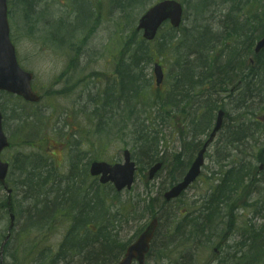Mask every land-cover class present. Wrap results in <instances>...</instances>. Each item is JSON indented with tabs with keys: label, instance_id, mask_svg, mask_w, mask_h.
<instances>
[{
	"label": "rangeland",
	"instance_id": "rangeland-1",
	"mask_svg": "<svg viewBox=\"0 0 264 264\" xmlns=\"http://www.w3.org/2000/svg\"><path fill=\"white\" fill-rule=\"evenodd\" d=\"M159 1L162 0H7L9 36L18 64L33 74L32 89L41 100L37 104H27L13 95L0 93L2 128L9 141L1 159L9 164L6 182L12 189L8 211L7 193L0 186V247L10 224L9 213L15 216L10 238L3 246L2 264H49L62 251L65 236L73 224V215L76 217L80 205L87 203L82 200L84 198H88V218L92 220L87 224L88 230L89 226L100 230L108 220L109 229L118 232L119 246L127 245L150 221L144 210L148 200H161L163 193L192 162L195 152L185 157L187 150L191 149L188 143L206 139L208 131L193 140L185 125L173 119L174 116L156 115L150 108L147 97H153L152 93H155L153 65H161L165 74L163 91H168L173 82L178 83L180 68L176 62L184 53L182 45L175 47V41H170L169 36L180 38L183 32L190 35L189 30L197 28V32L190 35L196 37L195 34L204 27L210 28L206 38L214 44L209 59L204 55L203 62L208 65V61L214 60L217 66L223 65L227 60L225 55L234 43V38L227 37V31L230 33L232 26L239 28L241 21L256 11H264V0H211L206 6L201 0H176L184 9L176 36L167 32L169 26L166 24L154 42L146 44L135 27L141 15ZM200 5L201 8L197 9ZM232 6L240 13L232 14L230 27L223 26L221 21L225 20ZM261 26L252 31V46L247 55L240 58L242 63L251 56L254 44L264 33V17ZM101 33L103 36L99 37ZM182 40L185 44L186 38ZM166 41L168 43L161 50L160 44ZM148 53L150 61L145 59ZM261 59L264 64V54L257 64ZM124 67L130 70V74L141 78L136 84L143 86L140 94L145 97L142 103L139 94L128 102L123 100V87L120 89L119 84L122 74L128 71ZM259 67L252 70L254 77L250 76V68L245 66L234 68L230 77L233 81L258 78ZM259 74L262 76L263 71ZM128 83L131 85V80ZM147 83H150L149 89H145ZM221 89L219 86L214 88L213 95H217L212 96L213 107L217 106V100L219 107L214 112L210 110L209 128L213 127L219 109L227 114L223 128L207 151L200 177L180 200L171 204V208L175 212L178 209L179 213L187 211L190 218L198 215L209 190L217 183L220 167L238 159L242 158L239 164H250L252 181H246L236 190L231 202L222 210L226 224H220L221 215L213 220L209 243L201 239L197 245L188 243L180 247L179 243H174L164 249L174 224L162 218L152 255L146 264H179L182 257L191 259L192 264L258 263L256 260L246 263L242 255L246 250H240V247L241 235L248 226L257 228L264 223V171L258 172L259 165L264 164V155L260 157L261 150L264 153V90L259 94L254 91V97L248 99L245 107L238 109L234 105L236 101ZM196 91L201 90L196 88L192 94H197ZM201 100L202 96L196 97L194 102ZM244 118L250 124L246 132L255 139L250 143L243 140L236 151L228 142L234 127L238 123L244 126ZM143 119V126L159 139L157 152L151 148L150 154L163 162V169L150 182H146L150 163H146L140 152L143 143L137 137L139 129L148 134L137 123ZM254 128L259 129L258 134ZM149 136L156 140V136L150 133ZM255 148L262 149L254 151ZM124 150L131 153L139 172L130 191L116 194L110 186L101 187L90 178L88 167L94 161L122 163ZM173 162L182 164L179 173L173 171ZM31 173L40 181H46L35 197L21 185ZM97 185L98 198L103 202L91 210V198L81 192L93 194ZM53 199H57V208L51 219L45 226L40 221L37 227H32V219L45 207L43 203ZM155 209L160 211L158 202ZM172 220L176 222L178 215H172ZM45 248L50 250L47 259L36 262L34 254ZM214 248L218 250L217 256ZM71 253H66L63 264H85L84 253H74L71 259H67ZM258 264H264V258Z\"/></svg>",
	"mask_w": 264,
	"mask_h": 264
},
{
	"label": "trees",
	"instance_id": "trees-1",
	"mask_svg": "<svg viewBox=\"0 0 264 264\" xmlns=\"http://www.w3.org/2000/svg\"><path fill=\"white\" fill-rule=\"evenodd\" d=\"M228 1L231 2L232 0ZM200 2L206 6L210 4L211 0H201ZM199 8H201V5L197 6V9ZM230 11H234V9L232 8ZM254 19H256V16H253L252 20ZM223 23L224 22H222V25ZM224 25H228V23L225 22ZM250 29L251 28L231 29L230 34L235 36V43L232 45V49L227 56V60L223 65H218L219 67L215 64L214 60L211 62L208 61V65L203 62L204 55H206V58L209 59V54L213 51L211 45H213L214 42L210 38H206L207 35H205L204 38H200L198 36L190 37V35L195 33V29L192 31L189 30L190 35H187L185 44L183 40L180 42L182 45L181 48L184 49V53L180 55L179 60L176 62V66L178 65L180 68L178 83L173 82L172 85L174 86H172L168 92L163 93V91H159L153 97L149 98L153 109H155L154 111L157 113L167 114L171 117L174 116L173 119H176L177 122H183L185 127L188 128V131H191L193 134V138H195L197 135H204L209 129L211 117L210 110L214 109V101L211 97L214 92V88L218 86L222 87L221 90L224 89L223 91L228 93V97L236 101L234 105L238 109L246 106L248 99L254 97V91L258 94L262 93L264 90V64L262 59L259 64L256 62L254 66H250L251 77H254L252 70L258 67V65H260V72L263 71L262 76L259 74L260 72H257L258 74L256 76L258 78L245 77L244 79L239 78L240 80L235 79L236 81H233L230 77V73L234 68L239 67L242 69V66H246L245 63L240 61V58L243 57L250 48L243 46L247 44L243 41H247V36L252 35V33H243L242 30H248L249 32ZM169 33L172 34V31H169ZM169 38L170 41L173 40V37L169 36ZM183 38H185V35ZM239 38H243V40H241V43L243 42L242 44L239 42ZM167 43L168 41L164 44H160L161 50L164 49L163 46ZM150 57L151 56L148 53L145 59L150 61ZM198 68L200 69V72H196V69ZM129 71L130 70L128 69L127 73L123 74L122 78L121 87H123V100L128 102L131 98H134L135 96L137 97L138 94V99L142 100L145 97L140 94L143 86H137L134 84L137 80H141V78L136 77L132 72L130 74ZM248 78L250 81L247 80ZM128 80H131V85L128 83ZM124 84L126 85V90H124ZM252 86L255 87V89ZM196 88H199L201 91H196L197 94H192ZM145 89L148 88L145 87ZM201 96V101L194 102L196 97ZM261 96L262 94L260 97ZM138 123L141 124V121H138ZM141 126L142 129H144V132L148 134H144L141 129L138 130L137 137L140 138L139 141L143 143L140 152L144 154L143 157L145 158L147 164H154L159 160L156 159V155L153 157L150 154V149L153 148V151L157 152L159 139L155 133H151L148 128L143 126V124H141ZM257 129L258 128L255 129V132H258L259 129ZM246 131L248 130L245 127H235V131L231 134V140L228 142L229 147L237 150L238 145L243 140L247 139V141H249L251 134ZM149 133L150 135L156 136L155 141L154 138L150 139ZM261 149L262 148H255L254 151ZM262 153L263 151L261 150V154ZM240 161L241 160L235 161L234 165L220 167L222 170L219 172L220 177L217 180L218 183L211 188V194L203 202L198 215L192 217L191 219H188L187 216L182 218L180 221L175 222L169 240H166V246L163 245L164 249L174 243H179L180 247L183 244L185 245L188 243L197 245L201 239H204L206 243H209V233L211 232V226L214 222L213 220H215V218L217 220V218L221 215L222 219L220 224H226L223 220L224 214L222 213V210L227 207L229 202H231L232 195L236 190L242 188L246 181H252L250 164H239ZM34 178H36L35 181ZM45 182V179L40 181L38 176L31 173L21 182V185L28 188L35 197L36 194H40L39 189L45 185ZM98 191L99 186H97V189L93 194H89L86 191L81 192L91 198V210L95 209L98 205L100 206L103 202L102 198H98ZM82 200L87 201V203L84 204L85 206L80 205L81 210L76 214V217L73 215V224L70 226L68 234L65 236L62 247L63 249L50 260L49 264H63L67 252H72L67 259H71L74 253H84L83 257L85 264H114L124 252L126 245L119 246L117 242L118 232L113 228L109 229L108 220V224L101 227L100 230L96 227L91 228L90 230L85 229V225L91 223L92 220L90 218H86V207L89 206L88 198H84ZM56 201L53 199L50 201L47 200L43 203L45 207L42 208L39 211V214L32 219L34 222L31 224L32 227H37V223H40V221H42L41 224L44 226L47 224V220L51 219L52 213L57 208ZM156 201L159 203V212L155 209ZM165 207L166 203L162 200L151 199L146 203L145 211L150 213L151 217L158 215L160 221H162L161 218H163V216L170 217L169 215L164 214ZM75 212L76 211H74V214ZM241 240L242 244L240 250H246L245 254L242 253L244 259L246 260L245 262L250 263L256 260L259 263V260L264 258V223L257 228L248 226V229H246L244 234L241 235ZM154 243L155 239L152 242L149 256L152 255ZM49 253L50 250L47 248L36 252V254H34L36 256L35 261L42 263L47 259V255ZM179 264L192 263L191 259L186 260L182 257L180 258Z\"/></svg>",
	"mask_w": 264,
	"mask_h": 264
},
{
	"label": "water",
	"instance_id": "water-1",
	"mask_svg": "<svg viewBox=\"0 0 264 264\" xmlns=\"http://www.w3.org/2000/svg\"><path fill=\"white\" fill-rule=\"evenodd\" d=\"M182 9L179 4L173 1H164L152 7L139 21L138 29H143V36L147 40H152L159 26L166 20H170L173 27H177L180 23ZM264 48V38L261 39L256 47L255 53H259ZM154 74L156 83L159 85L162 80V72L159 66H155ZM32 75L23 72L17 65L14 48L11 45L8 37V25L6 21V0H0V90L21 96L25 101L37 102L38 97L32 92L30 81ZM223 113L219 112L213 132L210 134L208 141L199 151L195 161L186 173L182 182L173 187L170 191L164 194L166 201L177 198L200 174V168L203 164V154L208 144L212 141L215 134L219 131L222 125ZM8 146L6 137L2 132L1 114H0V153ZM124 165L110 166L106 163H92L90 167L91 176H99V182L106 184L111 182L117 191L124 188L130 189L133 183L134 164L130 162L128 152L124 153ZM161 164L154 165L148 173V180H151L154 174L160 169ZM8 164L3 163L0 159V184L4 186L8 194L11 192L5 186V178L7 175ZM13 215H10L12 225ZM157 228V220L154 219L141 233L138 239L130 245L118 264H132L136 261L137 264H144L145 256L149 250V244L153 238Z\"/></svg>",
	"mask_w": 264,
	"mask_h": 264
},
{
	"label": "bare ground",
	"instance_id": "bare-ground-1",
	"mask_svg": "<svg viewBox=\"0 0 264 264\" xmlns=\"http://www.w3.org/2000/svg\"><path fill=\"white\" fill-rule=\"evenodd\" d=\"M102 36H103V33L99 34V37H102ZM53 151H55V150H53Z\"/></svg>",
	"mask_w": 264,
	"mask_h": 264
}]
</instances>
